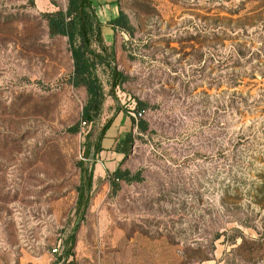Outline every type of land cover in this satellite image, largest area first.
Here are the masks:
<instances>
[{
	"label": "rangeland",
	"instance_id": "374dc122",
	"mask_svg": "<svg viewBox=\"0 0 264 264\" xmlns=\"http://www.w3.org/2000/svg\"><path fill=\"white\" fill-rule=\"evenodd\" d=\"M66 7L0 0V264H55L64 247L72 264H264V0H118L130 31L102 40L123 80L112 91L98 68L102 111L84 126L67 39L44 18ZM111 118L117 143L133 136L114 191L90 156Z\"/></svg>",
	"mask_w": 264,
	"mask_h": 264
},
{
	"label": "trees",
	"instance_id": "16d2710c",
	"mask_svg": "<svg viewBox=\"0 0 264 264\" xmlns=\"http://www.w3.org/2000/svg\"><path fill=\"white\" fill-rule=\"evenodd\" d=\"M44 18L46 19L48 34L50 36H62L67 39L73 67L70 83L74 88L81 87L85 90L86 101L82 108L81 119L85 124L92 123L99 118L104 102L103 86L97 74L98 68L104 66L109 69L112 91L117 86H120L123 80L122 73L116 71V69L111 66L113 62V51L110 50V53L103 43L100 25L95 14L92 0H67L65 12L57 11L46 14ZM108 24L113 30L120 29L127 32L130 31L127 17L122 11H119L118 17ZM94 46H96V49ZM110 95L111 97L113 96L112 94ZM141 107L142 105L138 102L135 113L140 112L138 110H140ZM130 121L134 123V119L130 118ZM112 122V118L106 122L99 132L97 141L91 145L93 156L100 152L101 147L99 143L104 137L105 132L110 128ZM136 126L138 132H144L147 129V123L141 119L136 123ZM78 127L79 124L70 128L69 132L77 133ZM132 142L133 136L131 130H129L118 143L115 141L117 144L114 151L123 156L122 161L128 155ZM89 152L90 148L84 152V156H89ZM86 172V169H81L82 176L86 174ZM87 174L88 180L86 179V181L80 184L76 189V209H82V212L87 207L89 201L90 175L89 173ZM110 179V184L114 191V187L115 189L117 188L118 181L130 182L131 177H129V172L127 170L121 171L117 168L111 173ZM71 240L72 235L68 236L67 242ZM64 248L60 256L57 257L55 264H72L65 263L66 261L64 258L68 254V251Z\"/></svg>",
	"mask_w": 264,
	"mask_h": 264
},
{
	"label": "crops",
	"instance_id": "0c3cea01",
	"mask_svg": "<svg viewBox=\"0 0 264 264\" xmlns=\"http://www.w3.org/2000/svg\"><path fill=\"white\" fill-rule=\"evenodd\" d=\"M96 3L93 5L94 6V10H95V14L98 20L99 24H102V28H101V35L103 37V40L105 42V44L107 45H112V31L109 25H106L107 23L113 21L114 19H116L118 17L119 11L118 10V0H96ZM101 7V9H99ZM98 9V11L96 10ZM107 11V13H105ZM106 22V24H105ZM115 123L114 120L110 126V128L105 132L104 137L102 138V140L100 141L99 145L101 147L100 152H98L97 154H95V162L93 164V169H92V178L96 179V178H103L105 175H107L108 172L114 171L117 167V162L120 160V155L119 153H116L115 151H109V147L112 146L115 143V136L114 135H108L110 134V132L112 131V128L114 127ZM108 143L107 145V149L108 151L105 152L106 150H104V143ZM91 158L94 157L93 155H90ZM103 160H109V162L105 163ZM5 182V179L3 177V173L0 174V183L3 184ZM91 184V182H90ZM79 187V184L77 183V185ZM77 187V188H78ZM76 188V189H77ZM76 194L73 195L72 197V202L75 204V202L77 201V199L75 197ZM34 198L33 197H27V198H23L24 201H28V203L25 204H20L21 207H29L30 206V201H32ZM33 212V211H30ZM43 215H41L42 217H44L46 215L45 212L42 213ZM50 218V217H49ZM45 224V223H44ZM49 232L45 230V227L43 229V231H41V237L42 239H40V241L38 242L39 245L42 247L44 245V242H49ZM48 238V239H47ZM56 244H63L62 239H57ZM44 247V246H43ZM42 247V248H43ZM59 247L62 249L63 247H61L59 245ZM36 249H38L36 247ZM35 249V250H36ZM53 248H50V250H52ZM60 249V251H61Z\"/></svg>",
	"mask_w": 264,
	"mask_h": 264
},
{
	"label": "built area",
	"instance_id": "2783aa9c",
	"mask_svg": "<svg viewBox=\"0 0 264 264\" xmlns=\"http://www.w3.org/2000/svg\"><path fill=\"white\" fill-rule=\"evenodd\" d=\"M131 116L133 117V119L137 120V119H140L142 117V113L141 112L131 113ZM81 125L84 126L85 123L84 122H81ZM59 253H60V247H59V245H57L56 247H54L51 250V254H59Z\"/></svg>",
	"mask_w": 264,
	"mask_h": 264
}]
</instances>
